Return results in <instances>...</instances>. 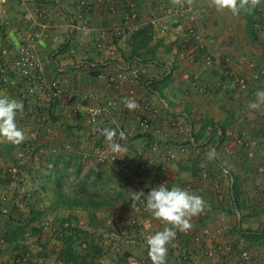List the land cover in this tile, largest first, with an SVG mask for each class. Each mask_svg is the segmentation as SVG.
<instances>
[{"label": "crops", "instance_id": "0c3cea01", "mask_svg": "<svg viewBox=\"0 0 264 264\" xmlns=\"http://www.w3.org/2000/svg\"><path fill=\"white\" fill-rule=\"evenodd\" d=\"M181 4L187 13L174 14ZM112 7L117 14L111 13ZM131 11L135 17L126 20ZM189 13L205 35L211 65L186 40ZM148 27L152 34L139 50L142 57L129 59V38ZM37 32L34 48L47 79L60 78L74 102L97 105L102 111L91 124L71 106L49 99L37 103L32 96H22L24 86L19 90L0 85V95L23 102L16 117L23 132L31 128L36 137H51L50 143L44 142L51 148V161L48 156L33 165L27 153L19 156L22 146L0 140L3 168L16 161L21 180L27 182L12 190L7 180L11 176H0L5 188V194L0 193V264H13L22 252L26 264H73L58 259L61 239L51 238V258L42 249H30L32 240L29 246L22 242L35 224L33 213L20 203L40 201L33 192L36 185L52 209L60 205L62 212L68 207L63 214L54 212L53 219L69 216L76 222L84 216L98 220L102 211L109 215L122 202L133 205L137 182L145 196L164 183L205 200L204 210L191 217L189 232L177 229L166 264H264V240L248 243L242 237L249 230L264 233V197L259 193L264 186V105L250 107L257 90L264 88V5L233 15L217 10L214 0H0V63H11L17 46ZM135 68L141 71L134 89L137 107L109 105L128 87ZM101 73H122L125 83L113 87ZM238 75L250 84L247 89L237 86ZM144 120L147 128L141 124ZM102 129L116 131L113 142L120 144L119 152L112 151ZM243 132L258 146L237 143L236 136ZM212 149L216 156L209 160ZM45 162L51 171L47 182ZM103 181L110 184L106 190ZM234 182L242 209L230 200ZM160 223L156 232L170 227ZM97 241L103 250L110 247L104 245L105 238ZM103 257H91V263Z\"/></svg>", "mask_w": 264, "mask_h": 264}, {"label": "rangeland", "instance_id": "374dc122", "mask_svg": "<svg viewBox=\"0 0 264 264\" xmlns=\"http://www.w3.org/2000/svg\"><path fill=\"white\" fill-rule=\"evenodd\" d=\"M39 131V130H38ZM32 132H37L35 129H25V136L28 134L27 138H33L31 136ZM43 137H36L34 139H25L22 143L18 144L22 150H20L19 156H24L26 153L28 154V160L29 162L33 164L41 162L42 160H45L48 158L51 161V148L50 150H47L45 147L44 142H51L50 138H43ZM1 141L7 140L0 138ZM30 142V143H29ZM43 142V143H42ZM10 143V142H9ZM17 145V144H16ZM49 145V144H48ZM26 149L28 150L27 152ZM4 162H8L10 160H7V157L1 156ZM10 159V158H9ZM30 163V164H31ZM5 163H0V176L4 177L6 180L7 176H11L10 179H7L11 189H17L20 185L27 184L26 181L21 180L22 176V169L18 167L17 162H13L11 165H9L5 169L3 168ZM6 166V165H5ZM48 166L47 162H45L44 167ZM46 167V171H47ZM48 172L51 173V171H47L44 173L45 177L48 175ZM30 172H28V177L30 179L31 175H29ZM25 176V175H24ZM28 179V180H29ZM31 180V179H30ZM48 180V177H46V182ZM75 178L72 179L74 181ZM109 180V179H108ZM3 184L7 183V181L2 182ZM29 183H31L29 181ZM35 184V183H34ZM105 190L110 185L108 182L103 181ZM35 186V185H34ZM4 186H0V193L5 194ZM24 189L29 190V187H25ZM23 189V190H24ZM10 190H7V192ZM111 194L109 190H107ZM33 192L36 194L37 198L40 199L37 203H33V205L20 203V205L23 206V208L27 209L28 213H33V222L35 224V228L32 229L28 228L27 232L22 236V242L24 245L29 246L28 244L31 243V240L33 242V246H30V249L34 248V250H40L42 249L43 253L46 254V257L51 255V238L56 237V239H61L63 244L67 243L65 241L66 237L71 238V244L74 248V250L84 252L88 247L90 242H97V245H99L101 238H105L104 245L110 244V247L108 246L107 249L103 251L101 255H104L102 262L98 260H90V256H87L86 260H81L78 264H130V261L132 258H136L138 260V264H152V261L149 256L148 246H146L145 243V233L150 232L152 235L156 233V229L158 224L160 223V220L154 218L148 211L141 210L137 207V203H126L122 202L118 205L117 211L110 212L109 215H107L106 211H102L101 215L98 220L95 219H89L85 216L83 218H79L76 220L72 217H61L63 219H53L52 214L54 212H58L59 214H63V212H66L67 208L61 209L59 206L51 208V202H47V196L43 193L41 188L39 186H35L33 188ZM106 192V191H105ZM20 194V192L18 193ZM21 195V194H20ZM6 196L3 197V205L7 204L5 203ZM113 204H111L112 206ZM3 208V207H2ZM141 210V211H140ZM149 214H148V213ZM147 214V215H145ZM141 218H138L141 216ZM63 216V215H62ZM124 218V219H123ZM138 220L142 221L140 224H138ZM161 224V223H160ZM160 226V225H159ZM86 232L84 233L85 229ZM104 229L103 231H100V229ZM120 228L124 229V236H121L119 238L113 239L110 235L112 231H117ZM96 229V230H93ZM98 229V230H97ZM148 230V231H147ZM96 231H99L100 233H96ZM97 234V235H96ZM105 235V236H104ZM131 236L134 238L133 242H129L128 237ZM100 238V239H98ZM26 239L30 240L28 243L26 242ZM88 239V240H86ZM110 241V242H109ZM54 243V242H53ZM84 244L87 247L84 249ZM173 246L172 244L168 245ZM28 252V250H27ZM30 253V252H29ZM180 253V252H179ZM22 256H18L17 258H21L19 262H16L13 260V264H26L28 261L24 260L23 257H25V252L21 253ZM20 254V255H21ZM167 254L169 255L170 252L168 251ZM100 255V256H101ZM185 254H182L184 256ZM51 258V256H49ZM30 259V256L29 258ZM189 259V258H188ZM170 260V259H168ZM62 261V260H60Z\"/></svg>", "mask_w": 264, "mask_h": 264}, {"label": "built area", "instance_id": "2783aa9c", "mask_svg": "<svg viewBox=\"0 0 264 264\" xmlns=\"http://www.w3.org/2000/svg\"><path fill=\"white\" fill-rule=\"evenodd\" d=\"M24 1V0H19ZM112 14H117V11L112 7L111 8ZM187 8L184 5H179L178 8L175 10L174 14L182 16L183 13L186 14ZM34 10L38 12V8L36 7ZM131 14L125 15V19L129 20L134 18L136 12L131 11ZM188 18V24L185 28L186 30V40L189 42L191 49L193 52H197L199 58L206 64L211 65L213 60L211 56L208 54L206 50V39L205 35L199 29L195 16L191 13L185 15ZM40 33H34L31 36V40L26 41L25 43H20L15 52L13 53L12 62L3 61L0 63V85L6 86L9 88H17L20 90L22 86L24 89L22 91V96H32L37 103L45 102L46 99L58 101L62 106L68 107L71 106L74 112L80 111L86 118V120L94 124L97 122L99 115L102 111V108L97 105H92L89 103L78 104L73 101L72 95H67L63 88V83L60 78L54 77L51 79H47L44 72V65L39 59L37 53L35 52L34 48V40L38 39ZM14 72V74H13ZM132 80L126 81L128 87L124 89V92H121L118 95L117 102L115 100H110L109 105L118 104H126V101L129 99L135 100V86L140 81L141 71L137 68L133 69L132 71ZM101 78L106 79V83L112 85L113 87L122 88L123 84L125 83V75L122 73H114L106 75L104 73L100 74ZM235 81L237 86L245 90L249 87V83L247 82L246 78L243 76H236ZM261 90H264L262 88ZM84 98H88V95H85ZM141 124L144 128L149 126L147 121H141ZM31 136L34 138L37 136V132H32ZM237 143L244 145L248 148H255L258 146V142L255 139L250 138L246 133H240L235 138ZM136 187V195L137 192H143L142 186L140 183L135 184ZM259 193L261 196L264 197V186L260 188ZM137 207L141 210H145L146 205V198L145 196H141L139 201H136ZM140 210V211H141ZM163 223L162 221H160ZM138 224L140 221L138 220ZM148 231V230H147ZM189 230L184 231V234L188 233ZM124 229L120 228L117 231H112L110 233L113 239L119 238L124 236ZM145 243L147 245V237L152 235L150 232H146L145 234ZM198 239V237H195ZM129 242H133L134 238L129 236ZM244 256L247 257V253H244ZM19 262L20 259L17 258L15 260ZM130 264H138V260L136 258H132Z\"/></svg>", "mask_w": 264, "mask_h": 264}, {"label": "clouds", "instance_id": "9594fccd", "mask_svg": "<svg viewBox=\"0 0 264 264\" xmlns=\"http://www.w3.org/2000/svg\"><path fill=\"white\" fill-rule=\"evenodd\" d=\"M264 5V0H214V6L217 10H229L233 15H239L241 10H252ZM264 105V90H257L256 100L250 104L252 109H258ZM128 109L137 107L136 101L129 99L126 101ZM24 108L23 102L6 95H0V138L7 140L13 144H20L25 140L23 130L18 126L16 117L18 112H22ZM106 139L110 144L114 153L119 152L121 146L117 142H113L117 133L113 129H102ZM123 139L125 134L119 133ZM216 156L215 149L208 153V159L212 160ZM132 196L135 201H139L141 196H145L143 192H137ZM145 210L154 218L165 222L170 227L158 231L148 236L147 245L149 256L152 264H166L168 245L175 239L177 229L179 231H187L192 227L190 223L191 217L199 215L205 207V200L202 196L190 193L180 186L173 185L169 187L167 184L160 183L158 187H154L147 194Z\"/></svg>", "mask_w": 264, "mask_h": 264}, {"label": "trees", "instance_id": "16d2710c", "mask_svg": "<svg viewBox=\"0 0 264 264\" xmlns=\"http://www.w3.org/2000/svg\"><path fill=\"white\" fill-rule=\"evenodd\" d=\"M151 32H152L151 28L148 27V28H144L134 33L133 35H131V37L129 38L127 42L131 50V53H132L129 59L131 58L132 55L142 57V54H140L139 50L142 47H144L146 42L151 38V34H152ZM222 137H223V133H221V136L219 138V143L222 142ZM230 200L235 202L239 209L243 208V204L239 200V193H238V189H237L235 182L233 184V194L231 195ZM22 227H23L22 232L24 233L25 232L24 229H26L25 227L27 226L23 225ZM249 231L242 235V237H244L248 243H254V242L260 243L261 241L264 240V233H251ZM69 240L71 241V238L69 236L65 238V241L67 243H65L63 248L58 253V259L66 263L75 264L77 262H80L81 260H86L87 256L94 258V257L100 256L104 251L103 248L98 246L96 243L90 242L89 247L84 252H80V251L74 250Z\"/></svg>", "mask_w": 264, "mask_h": 264}, {"label": "water", "instance_id": "95a60500", "mask_svg": "<svg viewBox=\"0 0 264 264\" xmlns=\"http://www.w3.org/2000/svg\"><path fill=\"white\" fill-rule=\"evenodd\" d=\"M238 216L240 217V214L238 213Z\"/></svg>", "mask_w": 264, "mask_h": 264}]
</instances>
